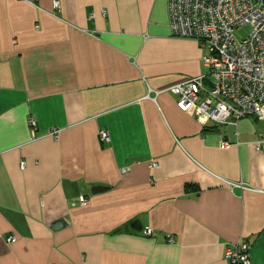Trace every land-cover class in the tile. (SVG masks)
Returning a JSON list of instances; mask_svg holds the SVG:
<instances>
[{
	"label": "crops",
	"instance_id": "obj_1",
	"mask_svg": "<svg viewBox=\"0 0 264 264\" xmlns=\"http://www.w3.org/2000/svg\"><path fill=\"white\" fill-rule=\"evenodd\" d=\"M203 55L168 0H0V264H264V119L201 125L167 91Z\"/></svg>",
	"mask_w": 264,
	"mask_h": 264
},
{
	"label": "built area",
	"instance_id": "obj_2",
	"mask_svg": "<svg viewBox=\"0 0 264 264\" xmlns=\"http://www.w3.org/2000/svg\"><path fill=\"white\" fill-rule=\"evenodd\" d=\"M53 8H60L58 1ZM168 13L172 35L194 40L204 50L205 73L167 90L176 97V107L192 111L201 125L264 119V0H168ZM240 29L246 30L245 37L235 35ZM28 127L36 140L34 119L28 120ZM58 133L53 130L48 135L56 139ZM100 137L108 141L106 132ZM253 145L264 154V137ZM226 184L231 189L245 188L243 183ZM78 203L86 205L88 199L79 197ZM142 233L152 235L150 229ZM6 241L13 243L15 238L9 236ZM223 257L230 264H251L249 246L243 242L225 247Z\"/></svg>",
	"mask_w": 264,
	"mask_h": 264
},
{
	"label": "water",
	"instance_id": "obj_3",
	"mask_svg": "<svg viewBox=\"0 0 264 264\" xmlns=\"http://www.w3.org/2000/svg\"><path fill=\"white\" fill-rule=\"evenodd\" d=\"M105 190H106L105 187H93L91 189V193L95 195V194H98V193L103 192ZM59 225H61V222L54 223L52 225V228L56 229ZM128 228L135 230L137 232H141V226L137 221H135V222L131 223L130 225H128L127 227H125V230H127Z\"/></svg>",
	"mask_w": 264,
	"mask_h": 264
},
{
	"label": "rangeland",
	"instance_id": "obj_4",
	"mask_svg": "<svg viewBox=\"0 0 264 264\" xmlns=\"http://www.w3.org/2000/svg\"><path fill=\"white\" fill-rule=\"evenodd\" d=\"M235 35L240 38V37H245L246 36V30L245 29H240L237 32H235Z\"/></svg>",
	"mask_w": 264,
	"mask_h": 264
}]
</instances>
